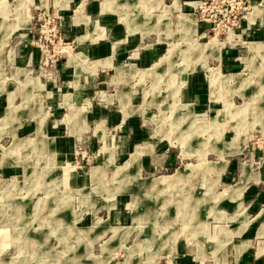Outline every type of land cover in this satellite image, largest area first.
Returning a JSON list of instances; mask_svg holds the SVG:
<instances>
[{"label":"rangeland","instance_id":"rangeland-1","mask_svg":"<svg viewBox=\"0 0 264 264\" xmlns=\"http://www.w3.org/2000/svg\"><path fill=\"white\" fill-rule=\"evenodd\" d=\"M173 1L84 0L81 6V0H74L70 8L62 9L47 0H0V264H131L133 259L143 264H213V259L218 260V245L225 242L214 237L216 226L209 234L206 226L197 225L200 213L204 206L211 211L220 202L241 207L240 193L226 187L238 180L231 164L236 161L240 167L251 162L259 170L264 162L258 152L264 149V79H259L264 77V33L254 35L255 28L246 18L264 1L179 0L181 5L184 1L194 5L195 17L182 19L173 12L170 19L180 7L177 0L167 5ZM68 2L61 0L60 5ZM259 10L256 6L249 15ZM112 15L119 23V18L125 19L130 35L140 39L126 40L131 46L119 61L124 68L104 66L79 89L83 103L76 107H82L89 127L72 136L65 93L76 88L66 61L81 50L78 41L89 40L81 36L93 34L97 23L108 27L107 17ZM139 17L144 21L137 26L134 21ZM257 27L264 32V18ZM135 28L150 31L142 36ZM110 32L107 29L105 40ZM156 41L161 45L158 55L143 62V50ZM252 41L258 42L249 46L250 56L263 58L250 63L245 56ZM74 57L80 60L84 55ZM239 72L246 77L242 84L233 75ZM200 74L202 85L197 84ZM257 87L263 92L251 93ZM73 119L80 121V114L74 112ZM105 134L113 141L107 136L104 141ZM48 136L73 139L67 158L61 161L54 156V140ZM244 139L249 145L236 151ZM149 141L168 148L174 158L170 166L150 170L144 168L146 159H141L142 178L179 167L171 174L181 171L179 182L170 175L150 180L131 176V183L126 181L129 154ZM112 146L111 156L107 150ZM186 169L191 172L183 174ZM198 183L204 190L199 191ZM116 211L128 213L129 223L135 224L132 228H139L126 241L134 243L140 231L137 250L121 247L112 249L113 254L97 255L103 249L98 241L92 243L93 228H88H105L95 219ZM215 222L212 218L206 223L210 231ZM190 226L196 234L205 229L216 246L201 249L198 240L205 239L194 235ZM119 229L114 227L116 235ZM173 232L188 243L187 262L180 261L186 256L172 254L177 238ZM144 235L150 238L143 239ZM112 241L116 245L117 239ZM208 242L212 246L213 241Z\"/></svg>","mask_w":264,"mask_h":264},{"label":"crops","instance_id":"crops-1","mask_svg":"<svg viewBox=\"0 0 264 264\" xmlns=\"http://www.w3.org/2000/svg\"><path fill=\"white\" fill-rule=\"evenodd\" d=\"M60 1L61 0H47L48 4L58 6L62 9L70 8L72 5V2L74 0H69L67 6H61ZM174 1L170 4H167V5L173 4ZM177 1L179 3V0H177ZM179 4H180L179 10L178 9L173 10L170 14V19H171L173 12L179 13V15L181 16L182 19L184 16L187 17V19H188V17L190 15L192 17H195V15L192 12V11H194V7H193L194 5L193 6L190 5L191 4L190 1H184V3L182 5H181V3H179ZM80 5L84 6V0H81ZM263 5H264V3H263ZM263 5L262 6L256 5V6H260L259 12H257L256 14H253L252 16L249 15L251 12H253L255 10V7H256L255 6L254 9L252 11L248 12L247 13L248 15L246 16L247 20L251 22L249 24H251V26L253 28H255V30H253L254 35H257L258 37H260V35L262 33H264L263 31L262 32L259 31L258 27L256 28V26H259L263 22V18H264V15H263L264 14V6ZM120 16H121V14H120ZM121 18H122V16H121ZM158 19H159V15H158ZM118 21H120L122 23L117 22L115 17L112 15V16L107 17V22L109 24L108 27H105V26L97 23L96 27L92 31L93 34H90V35L86 34V35L81 36L82 38L88 37L89 40L84 41V42L78 41L79 44H82L81 50H79L75 53H72L69 56V58H67L66 65H68V68L72 69V78H71L72 85L76 88V90L73 93H71V92L65 93V103H66L68 109L70 108V111L67 114L68 122L66 121V123L68 124V127L70 129L69 134H71L72 136L82 134V132L84 130H87L89 127L87 120H86V116L82 112V107L81 106L76 107L77 106L76 104L83 103V101H81L83 99V98H81L82 91H80L79 89L83 88L87 84L88 80H90V78H93V76L99 71V69L104 67V66H114V67H116L117 70H118V67H121V69L124 68L125 65L119 64V61H120V58L126 54V50L128 49V47L131 46L130 44H128L126 42V40H129L132 38H135V40L140 39V37L138 35H134V36L130 35V32L132 30L130 29L129 24L125 19L122 21L119 18ZM141 21H144V20L140 19V17H139L134 22L136 23L137 26H139ZM156 22H159V21H156ZM124 23L126 25H124ZM138 23H139V25H138ZM167 23L170 24V20ZM166 26L169 28V30L171 31V34L174 37L175 33L171 30V28L168 25H166ZM107 29H110L111 32L109 34L108 40H105V37L107 36ZM135 29H139L141 31L142 36H145L150 31V30L149 31H143V29H141V28H135ZM135 29H133V30H135ZM159 36H160V39L163 38L161 35H159ZM173 37L170 40L173 41ZM253 42H258V41H252L248 45V54H247V56H245V60L250 61V63H252L253 61H255L257 59L259 61L263 58L262 57L263 55L261 56V54L259 56L254 57V58H252L250 56L249 46ZM261 42L264 43V41H261ZM150 46L151 47L148 50H143V52L141 54V60L143 62L151 61L153 59V57L157 56L158 52L160 51L161 45L157 41L154 43H151ZM77 53H82L84 55V58L79 60L76 57H74V56H76ZM161 59H158L159 62L161 61ZM242 59L244 60L243 56H242ZM158 60H156V61H158ZM156 61H154L152 63V65ZM255 62H257V61H255ZM91 65H95L93 69L88 68ZM214 67H219L221 70L220 65H217ZM20 69H19L20 71H24V70L26 71L27 68L26 69L20 68ZM241 73L242 72L233 73V75H234L235 79L237 77H240V79H241L240 83L242 84V81L244 79H246V77L243 78ZM239 75H241V76H239ZM259 76H262V73L260 75L258 73V77ZM201 79H203L202 74L199 75V80H197L199 83L197 82V84L202 85L201 82H203V81H201ZM259 79L260 80L264 79V77L262 76ZM38 80H40V78H36V82ZM41 83H42V81H41ZM37 85H39V84L37 83ZM42 85H43V83H42ZM260 89H261V87H257L256 91H253V90L252 91L250 90V91H251V93H257L258 94V93L263 92V90L260 91ZM26 93H29V92L26 91L25 96H26ZM33 97H34V95H33ZM261 109L264 112V106ZM74 112H77L80 114V117H81L80 121L77 119H73ZM103 123H104V121H103ZM105 136L108 137L110 142L113 141V136L109 135V134L104 135V141H106ZM48 137L53 138V140H54V144H55L54 156H56L59 159L60 158H64V159L67 158L68 152L72 148L71 141L73 139L70 137H65V136H63V137L62 136H48ZM158 144L159 143L157 141H155V142L149 141L147 143L145 142V144H138L136 146V148L129 154V161L125 164L128 166V171H129L128 176H127L128 180H126V181L130 182L131 176H140V180H142V179L150 180V179H159L163 175H170L169 177L171 179L176 178L177 182H179V179H181V178H179L178 173H180L181 171H178V173L176 175H171V174L175 173V171L179 167L176 168V170L172 173H163V174H160L157 176H155V175L151 176L150 178H146V177L142 178V176H141L142 175V172H141V170H142L141 162L142 161H141V159H143V158L146 159V163L144 166V168L146 170H150V169H152V167H155V166H162V167L167 166V165L170 166L173 163L172 159L174 158V153L172 151H169L168 148L165 150L160 148L158 146ZM246 145H249L248 140L244 139L243 141H241V144H238L235 146V149H236V151L240 150V149L242 150L246 147ZM113 150H114V148L112 146V150L111 151L107 150V153H109V155L112 156V153L114 152ZM258 152L263 154L262 157H263V161H264V149H262V150L259 149ZM253 154L256 155L255 152ZM149 157L151 160L149 159ZM136 162H140V165H137L138 167L132 165V163H136ZM94 169H96V168H94ZM230 169L232 170V173L238 172V180L234 183L229 182L228 183L229 185L226 187L230 188V190H233L234 192L240 193L239 204L241 205V207L240 206L237 207L231 201H229V202H231L230 204H223V202L221 204V202H220L219 205L217 207L214 206V208L211 211H210V208H208V207H210L209 205L204 206V211L202 213H200L201 214L200 215L201 220L197 222V225L198 226H204V227L206 226L207 227L206 230L209 232V234L214 231V226H216L217 230H216L214 237L217 238L218 241L225 242L224 244L222 243L220 245V247L218 245V248H219V250L217 252L218 260L216 261L215 259H213V264H264V162L262 164L261 169L256 170L251 162H245L244 161V162H242V164L239 167L238 163L236 161H234V163L231 164ZM187 171H188L187 169L184 171L182 170V173L186 174V173L191 172V171H189V172H187ZM98 172H99V177H100V171H98ZM92 174H93V170H92ZM226 177H229V176H226ZM164 178H166V176ZM101 184L103 186L106 185L104 183H101ZM198 184H199L198 187H200V183H198ZM173 186L177 187L178 184H173ZM181 187H183V186H181ZM226 187H224V189ZM201 189L204 190V188L200 187L199 191ZM223 190H221V191H223ZM190 205H192V204H189V206ZM238 208H241V213L238 211ZM215 211L217 212V213H215L217 215L210 213V212H215ZM233 215H235V216H233ZM211 217L213 219L215 218V221H216L215 224L218 223L220 225L214 224L211 231H210L208 226L206 225V223L210 222V220H212ZM176 218H180V217H177V215H176ZM161 219L162 218H160V220ZM130 220H131L130 216L125 211L111 212L110 215L104 217L103 220L101 217H98V219H95L96 224L98 222L103 221L104 222L103 226L105 227V228L95 229V227L91 226L88 228V229L93 228V230L90 231V232H92V234L90 236V240L92 241V243L94 241H96V242L98 241V244L100 245V249H103L102 252L97 254V255H100L103 253H106L108 255L113 254L112 249H119L121 247H123L124 249H127V250H137V246L135 245V242H136L137 236L140 233V231L139 232L137 231V233L135 234L134 243H132L130 245L126 244V241H128V239L131 236H133V234L136 232V230H139V228H134V229L132 228L133 225H135V224L129 223ZM180 220H182V218H180ZM105 223H108V224H105ZM170 226H172V223H170ZM114 227L120 228L119 229L120 235H118V234L116 235ZM81 229H84V228H81ZM88 229H85V230H88ZM191 231L194 233V235L200 234V236L202 235V237H204L205 241L198 240L199 245H201V249L211 250L212 248H214L216 246V240L207 238V236L205 235L206 234L205 229L203 232L204 235L202 233L196 234V232H194L192 227H191ZM172 234L177 235V238L175 241L173 239V235L171 236L173 241H174V246L172 247V249L176 250V251L173 250L174 253H172V254L173 255L186 256V257H182V259L180 261L182 263L187 262L186 258L189 259V255H188V251H187V249H188L187 244L188 243L185 240L179 241L178 233L173 232ZM152 235L154 236L155 239H157L155 234H152ZM114 237L117 239L116 245H118V247H116L115 242L112 241L113 239H115ZM147 237H149V236L144 235L143 239H146ZM208 240L211 242L213 241L212 246H209V244L206 245L207 243H205V242H208ZM156 242L158 243L159 241L156 240ZM92 243H91V245H92ZM122 244H125V246H128L129 248H126L125 246H121ZM143 248L144 247H142L141 249H143ZM133 260L130 261L131 264H134V263L143 264L142 261H133ZM109 261H108V263H109ZM123 263H126V262H123Z\"/></svg>","mask_w":264,"mask_h":264},{"label":"built area","instance_id":"built-area-1","mask_svg":"<svg viewBox=\"0 0 264 264\" xmlns=\"http://www.w3.org/2000/svg\"><path fill=\"white\" fill-rule=\"evenodd\" d=\"M235 21H236V19H235Z\"/></svg>","mask_w":264,"mask_h":264}]
</instances>
